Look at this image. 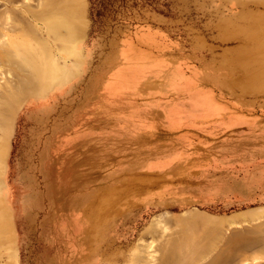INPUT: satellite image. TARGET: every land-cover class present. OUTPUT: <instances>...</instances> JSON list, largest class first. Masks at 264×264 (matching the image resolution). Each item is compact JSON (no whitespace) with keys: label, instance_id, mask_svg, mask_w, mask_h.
Wrapping results in <instances>:
<instances>
[{"label":"rangeland","instance_id":"obj_1","mask_svg":"<svg viewBox=\"0 0 264 264\" xmlns=\"http://www.w3.org/2000/svg\"><path fill=\"white\" fill-rule=\"evenodd\" d=\"M9 1L0 264H264V0Z\"/></svg>","mask_w":264,"mask_h":264},{"label":"trees","instance_id":"obj_2","mask_svg":"<svg viewBox=\"0 0 264 264\" xmlns=\"http://www.w3.org/2000/svg\"><path fill=\"white\" fill-rule=\"evenodd\" d=\"M131 0H89L92 33L102 30L104 20L117 16L122 8H126Z\"/></svg>","mask_w":264,"mask_h":264},{"label":"bare ground","instance_id":"obj_3","mask_svg":"<svg viewBox=\"0 0 264 264\" xmlns=\"http://www.w3.org/2000/svg\"><path fill=\"white\" fill-rule=\"evenodd\" d=\"M17 0H11V1H9L10 3H12V2H16ZM47 1V0H46ZM40 2H42V1H40ZM39 2V3H40ZM45 2V1H44ZM39 5V4H38ZM44 5V4H43ZM42 4H40L39 6H41V8H42V6H43ZM38 7V6H37ZM32 9V8H31ZM43 9V8H42ZM27 10V9H26ZM30 9L28 8V14L31 16L30 17V19L33 21V20H35V21H38V22H40V20H44L43 18L45 17V13H44V11L43 12H33V11H29ZM46 10V9H45ZM9 11H16V10H9ZM50 11V10H49ZM30 12V13H29ZM47 13V12H46ZM49 13V12H48ZM47 13V14H48ZM60 13V12H59ZM58 13V14H59ZM50 16H52V15H50ZM1 18V17H0ZM4 18V17H3ZM57 18V17H56ZM3 21V20H2ZM25 21V20H24ZM50 22V21H49ZM12 24V23H11ZM27 24V23H26ZM50 24V23H49ZM27 26H29V24L27 25ZM31 26V25H30ZM29 26V27H30ZM15 27V26H14ZM55 26H54V24H52V25H50L49 27H47V26H45V27H41V28H39L38 30H40V32L41 33H43L44 32V30H45V32H46V34L48 35V36H51L52 34H54V30H55V28H54ZM31 28V27H30ZM42 36H44V34L42 35ZM2 37V36H1ZM1 42V41H0ZM5 45V44H4ZM7 47V46H6ZM9 47V46H8ZM10 48V47H9ZM8 50V49H7ZM12 50V49H11ZM11 52V51H10ZM6 55V54H5ZM11 58H13L12 57V55L10 56ZM3 58H4V56H3ZM7 58V60H8V56L6 57ZM10 60V59H9ZM5 62V61H4ZM15 62V61H14ZM9 64V63H8ZM12 64V63H11ZM17 64V63H16ZM24 65V64H23ZM22 66V65H21ZM14 67H16V66H14ZM23 68V67H22ZM9 71V70H8ZM17 78V77H16ZM12 83V82H11ZM163 85L161 86V90H162V92L164 93V92H166V94H167V91L169 92L170 90H172V88H174L175 86H176V80H174V79H172V78H170L168 75H165L164 77H163ZM13 84V83H12ZM20 84H21V82H20ZM6 85V84H5ZM14 85V84H13ZM6 87H8V86H6ZM5 88V87H4ZM14 88V87H13ZM15 89V88H14ZM17 90H18V87H17ZM0 95H2L1 96V98H4L5 96H4V94L3 93H1ZM6 98V97H5ZM1 102V101H0ZM0 104H2V103H0ZM4 104V103H3ZM2 107V106H1ZM7 116V115H6ZM11 117V116H10ZM8 121V120H7ZM3 129V128H2ZM256 210V209H255ZM254 210V211H255ZM258 210H262V212L264 211L263 209H258ZM257 210V211H258ZM254 211H253V213H254ZM250 213H252V210H251V212H249V214ZM256 214H257V212H255ZM255 213L254 214H252V215H255ZM184 214V213H183ZM187 215H189V214H187ZM186 215V216H187ZM258 215H259V213H258ZM262 215V214H261ZM164 216V215H163ZM169 216V215H168ZM193 216V215H192ZM196 216V215H195ZM247 216L249 217V215L247 214ZM170 217V216H169ZM184 217V216H183ZM250 217H251V215H250ZM264 218V217H263ZM211 219V218H210ZM261 219V218H260ZM161 220L162 219H160V220H158V222H159V224H161L162 222H161ZM252 220H254V219H252ZM251 220V221H252ZM257 220V219H256ZM156 221V220H155ZM202 221V220H201ZM233 221V220H232ZM248 221H250V220H248ZM157 222V223H158ZM161 222V223H160ZM230 222V221H229ZM218 223V222H217ZM231 223V222H230ZM234 223V222H233ZM158 224V225H159ZM207 224V223H206ZM152 225V224H151ZM233 225V224H232ZM160 226V225H159ZM159 226H157L156 225V227L155 228H157V227H159ZM164 226V225H163ZM162 226V227H163ZM220 226V225H219ZM153 227V226H152ZM216 228H218V227H216ZM214 229V228H213ZM218 230H222V229H218ZM152 258V257H151ZM151 258H149V260L151 259ZM259 259V258H258ZM152 260H154V258L152 259ZM148 264V263H147Z\"/></svg>","mask_w":264,"mask_h":264},{"label":"crops","instance_id":"obj_4","mask_svg":"<svg viewBox=\"0 0 264 264\" xmlns=\"http://www.w3.org/2000/svg\"><path fill=\"white\" fill-rule=\"evenodd\" d=\"M249 140H250L249 142H252V143H258V142L262 143V141H264V132H259V130L251 132L249 136Z\"/></svg>","mask_w":264,"mask_h":264}]
</instances>
